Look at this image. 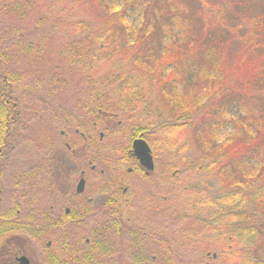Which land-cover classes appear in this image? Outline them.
I'll return each instance as SVG.
<instances>
[{
    "label": "trees",
    "instance_id": "obj_1",
    "mask_svg": "<svg viewBox=\"0 0 264 264\" xmlns=\"http://www.w3.org/2000/svg\"><path fill=\"white\" fill-rule=\"evenodd\" d=\"M81 3L97 21L63 1L0 0V172L9 169L13 194L7 202L0 194V264H18V250L40 264H123L101 223L88 249L72 246L62 226L61 249L43 243L53 219L24 194L21 163L33 158L17 155L61 138L76 153L93 146L101 162L119 161L142 138L170 163L171 248L155 236L138 263L130 242L126 264H264V0ZM67 74L83 94L76 109L37 88L23 103L28 80L54 97ZM63 118L83 134L90 124L89 136L60 137L52 119ZM30 241L39 251L27 252Z\"/></svg>",
    "mask_w": 264,
    "mask_h": 264
},
{
    "label": "flooded vegetation",
    "instance_id": "obj_2",
    "mask_svg": "<svg viewBox=\"0 0 264 264\" xmlns=\"http://www.w3.org/2000/svg\"><path fill=\"white\" fill-rule=\"evenodd\" d=\"M53 120L52 123L56 127L62 128L59 131L60 137H68L72 130L75 134L80 133L79 129L73 128L71 119L63 118L58 124ZM40 123L46 127L51 125V121H46V115L41 116ZM85 127V134L82 132L80 135L86 137L89 136L91 127L87 122ZM102 136L100 134L101 138ZM149 148L152 169L140 162L134 154L132 143L119 161L101 162L93 161L91 145L85 146L84 152L76 153L67 141L61 147L50 146L42 139L38 156L36 153V157L30 161L28 158L22 161L20 175L27 188L24 194L29 196L30 186H37L36 193H31L36 196L32 200H37V212L53 219L51 232L54 235L45 242L46 245L50 246L56 240L57 245H54V248L61 249L60 239H66V236L61 235L62 226L69 229L70 238L74 241L72 246L88 249L90 235L101 223L109 238L107 243H113L109 246L111 255L118 258L114 262H130L127 261L130 255L126 256V253L121 251L129 246L130 242L135 247L134 253L137 256L132 254L134 258H131L138 263L140 257L150 250L148 246L153 244L155 236H162L165 246L171 248V242L168 241L172 235L171 204L168 200L170 195L167 194V191L171 190V166L167 160L159 161L154 149L150 146ZM101 149L103 150V147ZM3 169L0 172V194L5 200V195L11 196V184L8 179L9 169ZM157 194L163 204H155ZM23 200L27 203L25 198ZM27 206L34 208L32 205ZM65 217L68 218L64 219ZM99 220L102 222H98ZM57 250L54 249L56 252ZM40 255L41 253H36L38 258ZM149 255L154 262L157 254L152 252ZM21 256L27 257L29 264H40V261H33V251L31 254H25L18 250L14 255L18 264H22L18 260Z\"/></svg>",
    "mask_w": 264,
    "mask_h": 264
},
{
    "label": "rangeland",
    "instance_id": "obj_3",
    "mask_svg": "<svg viewBox=\"0 0 264 264\" xmlns=\"http://www.w3.org/2000/svg\"><path fill=\"white\" fill-rule=\"evenodd\" d=\"M57 2H59V3H61V1H63V4L65 5V6H67L68 8H70V4L72 3L73 4V6L71 7L72 9V11H74V12H78V13H80V14H82V15H84L85 17H88L90 20H95V21H97L98 19L92 14V13H87V11H86V7H85V5H83L82 3H81V1L79 2H75L74 0H56ZM54 8H56L57 7V3L56 4H54V5H52ZM56 42H58V40L56 39ZM65 78H66V81L68 82V84L66 85H64L63 87V89H59V90H53V92H52V94L54 95V97H50L51 95V93H50V91H47L45 88H43L42 87V85H41V83H36V82H34V81H29L28 80V82H26V83H24L23 84V88L24 89H22V96H23V103L24 104H27V102L29 103V104H31L30 103V101L29 100H32V101H34L33 100V98H36L37 97V95L36 94H33V89L34 88H37V90L38 91H40V92H42L43 93V95L45 96V97H47V99L49 100V102H51V103H55L56 105H57V103L60 105H63L65 108H68V109H76V103H77V99L78 98H82V93L79 91V90H77L76 91V85H73L72 84V82L70 81L71 80V76H69L68 74L67 75H65ZM22 87V84H20L19 85V88H21ZM73 89H75V90H73ZM19 90V89H18ZM50 98V99H49ZM56 106L55 105H53V108H55ZM41 114V113H40ZM74 126L73 127H75L76 126V124H73ZM60 129H62L61 127H58L57 128V130H56V132L57 133H59V131H60ZM64 129V128H63ZM59 139H60V137H59ZM58 139V140H59ZM34 141H36V140H34ZM65 142V139L63 140L62 138H61V141H60V143H59V145L62 147V144ZM58 144V143H57ZM63 149V148H62ZM63 152H64V149H63ZM34 153L36 154L37 153V156H38V150L36 149H33L32 150V154L30 155V154H18L17 156L20 158V159H24L25 157H32L33 158V156H34ZM22 161V160H21ZM33 191L30 189V192H29V196H32L31 195V193H32ZM36 192V191H35ZM13 196V194L11 195V197ZM35 198H36V196H35ZM9 199H10V197H9V195H5V201L7 202V201H9ZM48 239H44V241H43V243L44 242H46ZM27 247H28V249H27V252L29 251V249H34V248H37V251H39V249H40V246L35 242V243H33V241H30V244H29V246L27 245ZM30 254V253H29ZM36 259V258H35Z\"/></svg>",
    "mask_w": 264,
    "mask_h": 264
},
{
    "label": "water",
    "instance_id": "obj_4",
    "mask_svg": "<svg viewBox=\"0 0 264 264\" xmlns=\"http://www.w3.org/2000/svg\"><path fill=\"white\" fill-rule=\"evenodd\" d=\"M134 154L139 158L140 162L148 169H152V158L150 155V148L148 143L142 138H135L132 141ZM22 264H29V260L25 256L18 258Z\"/></svg>",
    "mask_w": 264,
    "mask_h": 264
}]
</instances>
